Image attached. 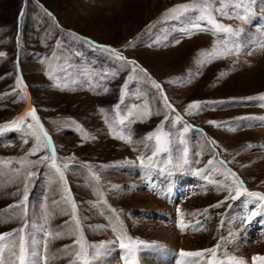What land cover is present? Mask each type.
Returning a JSON list of instances; mask_svg holds the SVG:
<instances>
[{"label":"rangeland","instance_id":"374dc122","mask_svg":"<svg viewBox=\"0 0 264 264\" xmlns=\"http://www.w3.org/2000/svg\"><path fill=\"white\" fill-rule=\"evenodd\" d=\"M189 2L0 0V233L17 247L23 235L33 264H79L81 243L91 264H141L164 247L172 264H207L210 254L181 252L214 247L224 264H260L264 201L232 197L240 184L264 193V0L247 14L213 13L236 35L166 18ZM224 47L232 52L206 55ZM33 109L63 180L50 160L25 162L51 155ZM160 130L170 151L149 164L156 141L147 136ZM36 136L41 148L30 154Z\"/></svg>","mask_w":264,"mask_h":264},{"label":"snow or ice","instance_id":"6c2138e0","mask_svg":"<svg viewBox=\"0 0 264 264\" xmlns=\"http://www.w3.org/2000/svg\"><path fill=\"white\" fill-rule=\"evenodd\" d=\"M255 0H220V7L219 8H214L213 7V0H190L189 3L185 4H180L174 6L172 9H169L166 13V18L171 19V20H177V21H187L188 23L191 24V27L193 30H205L201 27V22H205L208 25H211L213 30L217 33H230L232 35H236L230 26H223L221 25L213 15L214 12L219 13L220 15H227V9H243V11L247 14L250 13L251 9L249 5L251 3H254ZM193 14L195 16L193 17ZM23 15V13H21ZM241 19H247V15L241 16ZM188 31V30H186ZM104 47V46H101ZM108 51L116 54L117 58L120 60H123L124 58L122 56H119L118 53L115 52L114 49H107ZM232 52L231 48H214L211 53H206V55H210L212 57H219V56H224L228 55ZM4 53H0V56H4ZM126 63H134L132 61H127ZM135 70V69H134ZM17 82L18 84L21 83L20 77H17ZM153 86L160 90L162 93V89L158 83L155 81H152ZM163 101L165 103L166 108H171V105L167 103V97H163ZM202 106V102H193L191 105H189V109H196L199 110L200 107ZM117 109L119 108V105L115 106ZM103 111V110H102ZM30 114L32 115V118L34 121L37 122V127L40 128V132L43 135V147L47 148L50 152L51 155L50 157L45 156L41 157L40 160L36 161H25L26 163L30 164H42L45 161L50 160V167L54 168L56 173L60 176V179L63 180L64 175L63 171L61 168L58 166L57 162V157L54 151H51L52 145L50 138L48 137V134L44 131L43 127L39 124V121L35 115V110H31ZM22 119V118H21ZM167 119V117H166ZM180 118L177 117V121ZM264 119V118H262ZM14 123V122H13ZM124 121H121V124H123ZM210 123H215V122H210ZM28 127L31 129L33 126L28 125ZM185 131H187V127H185ZM31 135L35 136V132L30 133ZM181 138L179 143L180 144H185V141L183 139V133L180 134ZM155 138L156 141V150L153 152V156L148 158V163H152L153 158L159 153V152H168L170 151V140L167 138L168 134L164 133L162 130L158 131L157 133H149L147 136V139H152ZM122 139H126L128 142H131V136H120ZM37 144L34 146L32 150H30V154H35V152L39 151L41 148L40 144V137L36 136ZM27 142V141H26ZM147 147V145H146ZM184 153H187V148H184ZM141 163H145L143 159H141ZM211 163V161H210ZM65 168L68 167V165H64ZM33 173L31 171L28 172V176H32ZM228 191L231 192V188H228ZM241 191L246 193L250 197H258L259 200L264 201V193H258V192H247L246 189H243L242 184H240L237 189H236V196H233L232 199H236L238 196L241 195ZM27 199V191L25 192V200ZM222 203V202H220ZM24 206V201H21L17 207ZM219 206V205H214ZM72 208H73V218L76 221V227L79 229V221L76 219L75 213H76V206L75 203H72ZM26 211V208H25ZM179 213V209H178ZM256 213H252V216H255ZM251 219V217H249ZM198 223V222H197ZM179 227H181L182 230H184L186 227H191V225H185L184 223H180ZM21 233L23 232V229L19 230ZM130 238L127 237L126 235H121L120 240V246L121 248H127L129 252H132L134 249V244L135 242L130 243H124L125 240H129ZM71 246H66L65 251H68ZM219 247V246H217ZM5 251H8L10 253V256L13 258L10 260V264H33L31 256L32 253L29 251L28 247L26 246L25 243V238L23 235H20L19 241H18V247H17V242L13 239V233H0V264H4V253ZM208 255V260L207 264H224V261H220L217 259V248L214 247L212 249H204L196 252H181L182 256H187V257H197V258H203L205 255ZM88 249L85 247L83 243L80 244L79 246V251L76 253L77 259L79 260V264H91V262L88 259ZM82 258V259H81ZM235 261V264H243L242 261L236 260L233 258ZM254 261H259L260 264H264V257H253ZM45 264H47V258H45ZM71 264H77V261L74 260L71 262Z\"/></svg>","mask_w":264,"mask_h":264},{"label":"bare ground","instance_id":"6f19581e","mask_svg":"<svg viewBox=\"0 0 264 264\" xmlns=\"http://www.w3.org/2000/svg\"><path fill=\"white\" fill-rule=\"evenodd\" d=\"M172 244V237L169 238ZM161 248V247H160ZM155 249H159V247H155L153 248V250ZM115 256L114 253H111V258L113 259ZM174 256L171 253H168L165 251V247L164 249L158 251V252H154V251H147L146 253L142 254V258H141V264H172L174 261Z\"/></svg>","mask_w":264,"mask_h":264}]
</instances>
